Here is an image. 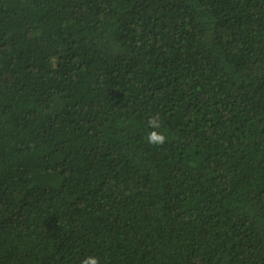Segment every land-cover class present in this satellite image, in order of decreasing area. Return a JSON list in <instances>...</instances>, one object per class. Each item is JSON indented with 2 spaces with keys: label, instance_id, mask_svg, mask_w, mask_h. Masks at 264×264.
I'll return each instance as SVG.
<instances>
[{
  "label": "trees",
  "instance_id": "trees-1",
  "mask_svg": "<svg viewBox=\"0 0 264 264\" xmlns=\"http://www.w3.org/2000/svg\"><path fill=\"white\" fill-rule=\"evenodd\" d=\"M88 256L264 264V0H0V264Z\"/></svg>",
  "mask_w": 264,
  "mask_h": 264
},
{
  "label": "clouds",
  "instance_id": "clouds-1",
  "mask_svg": "<svg viewBox=\"0 0 264 264\" xmlns=\"http://www.w3.org/2000/svg\"><path fill=\"white\" fill-rule=\"evenodd\" d=\"M148 126L152 131L147 134V142L152 146H162L167 142V137L156 129L161 127V122L157 117H152L148 121ZM82 264H100L99 258L96 256H88L83 261Z\"/></svg>",
  "mask_w": 264,
  "mask_h": 264
}]
</instances>
